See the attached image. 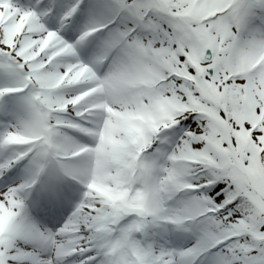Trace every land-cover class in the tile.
I'll use <instances>...</instances> for the list:
<instances>
[{"label": "snow or ice", "instance_id": "obj_1", "mask_svg": "<svg viewBox=\"0 0 264 264\" xmlns=\"http://www.w3.org/2000/svg\"><path fill=\"white\" fill-rule=\"evenodd\" d=\"M0 264H264V0H0Z\"/></svg>", "mask_w": 264, "mask_h": 264}]
</instances>
